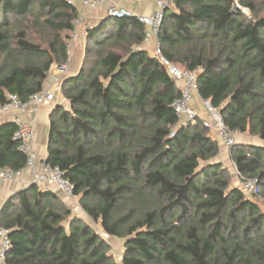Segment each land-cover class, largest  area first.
<instances>
[{"label":"trees","instance_id":"obj_1","mask_svg":"<svg viewBox=\"0 0 264 264\" xmlns=\"http://www.w3.org/2000/svg\"><path fill=\"white\" fill-rule=\"evenodd\" d=\"M255 1L241 0L248 17L234 0H173L158 40L168 61L199 71L200 98L229 130L261 141L237 142L232 160L264 198V16ZM79 18L67 0H0V105L44 90L52 65L68 61L60 33ZM33 31L48 33L46 46ZM147 32L136 17L87 29L82 66L61 86L69 106L50 114L46 162L107 236L126 240L121 264H264V211L212 162L220 144L202 118L177 116L180 87L142 48ZM16 131L13 121L0 126L1 169L26 166ZM71 216L54 190L33 183L14 193L0 210L6 264H118L109 242Z\"/></svg>","mask_w":264,"mask_h":264},{"label":"built area","instance_id":"obj_2","mask_svg":"<svg viewBox=\"0 0 264 264\" xmlns=\"http://www.w3.org/2000/svg\"><path fill=\"white\" fill-rule=\"evenodd\" d=\"M69 3L76 5L81 2L85 7L90 10H95L104 6L103 0H67ZM134 2L141 3L143 0H133ZM233 10L240 9L241 6L235 2ZM173 4V0H156V5L151 15H138L134 16L132 12L127 9L119 7L108 8V16L115 18H133L136 17L138 21L148 28L146 41L151 39L155 40L154 55L161 60L168 69L169 74L179 85L181 96L174 102V110L177 116L185 123H194L200 118L199 110L194 106L196 100L204 104L207 110L209 119L202 118L203 124L208 129L216 128L219 131V136L224 140L227 147H234L236 144L235 135L237 132L229 130L219 113L209 101L203 100L199 96V87L197 82V73L188 72L168 61L162 52L161 44L158 40L159 29L163 24L164 15L167 9ZM237 5V6H236ZM244 12V11H243ZM245 13V12H244ZM80 18L75 22V30ZM68 61L61 65H52L48 76L55 71L53 82L49 88H44L40 93H37L29 99L28 102H23L16 95L8 96V104L0 105V115L9 116L16 124L17 131L14 139L20 144V150L27 156V163L24 169L20 171H12L10 169L0 168V199L4 187L15 180L21 178L25 173L32 177L33 183L37 184L42 189L54 190L63 195L64 200H73L76 198L75 187L65 177L64 172L58 167H52L46 160H42L36 150V131L34 123L25 119V115L30 112H36L41 106L47 102L55 101V94L61 92V86L67 77L69 65L71 60L70 46L68 45ZM55 68V69H53ZM61 103L59 102H56ZM240 181V188H242L249 196H259L257 180L243 176L238 172ZM10 247L9 231L6 228L0 227V264H6L5 255Z\"/></svg>","mask_w":264,"mask_h":264},{"label":"crops","instance_id":"obj_3","mask_svg":"<svg viewBox=\"0 0 264 264\" xmlns=\"http://www.w3.org/2000/svg\"><path fill=\"white\" fill-rule=\"evenodd\" d=\"M104 6H101L95 10L87 11V7H85L81 2H77L76 6L80 13V18L84 17L86 21L90 22L89 27L98 26L101 22H103L108 17V8L110 7H119L124 8L132 12L134 16L138 15H151L155 9L156 0H143L141 3L134 2L133 0H103ZM87 8V9H86ZM102 8V10H101ZM82 15V16H81ZM148 31V28H147ZM85 42L84 40L74 41L72 44L71 49L74 48L72 51V59L70 62L72 63L69 69V73L67 74L66 78L74 77L78 74L81 64L84 59L85 54ZM70 46V43L68 44ZM143 49L147 50L148 52L154 51L155 48V40L151 39L150 41H145L142 46ZM70 49V50H71ZM48 80H46L47 82ZM44 88H49L51 83H46ZM63 104V103H62ZM64 106L66 104H63ZM56 104L51 102L45 103L41 106L36 112L32 111L28 115H25V119L34 123L35 131H36V141L35 147L39 157L42 160H46L48 157V140L50 135V114ZM11 118L6 117L1 119L0 118V126L11 122ZM238 143H243L247 145L258 146L261 145V141H238ZM33 184L32 177L25 173L21 178L15 180L14 182L8 183L1 194L0 199V210L2 209L3 205L6 201L17 191L28 187L29 185Z\"/></svg>","mask_w":264,"mask_h":264},{"label":"rangeland","instance_id":"obj_4","mask_svg":"<svg viewBox=\"0 0 264 264\" xmlns=\"http://www.w3.org/2000/svg\"><path fill=\"white\" fill-rule=\"evenodd\" d=\"M235 2H237L240 6H241V11L245 12L244 14H246L248 17H252L254 14L252 13V11L241 4V0H234ZM256 6L258 8V10H260L259 16L262 17L264 16V0H256L255 1ZM236 4V3H235ZM237 6V5H236ZM87 9V8H86ZM102 10V8H101ZM240 10V9H239ZM87 11H90L89 9H87ZM108 12V11H107ZM82 16V15H81ZM90 22L86 21V19H84V17L80 18L79 23L77 24L76 30L74 32H62L60 33L62 38L69 44L70 43V47H72V44L74 43V41H81V40H85L86 39V31L90 26ZM48 33L44 34V33H40V32H35L33 31V34H31V38L38 41V42H42L43 45H47L45 42V39L48 38ZM71 49V48H70ZM155 49V48H153ZM74 50V48H72L70 50L71 52V57L73 55L72 51ZM150 54H154V51H150ZM72 59V58H71ZM83 63V62H82ZM71 62L69 65V69L71 66ZM54 65V64H53ZM58 66L61 64L55 63L54 66ZM82 66V64H81ZM81 68V67H80ZM55 69V68H53ZM55 71H53V74H51L50 76H48L47 78V82L46 83H52L53 82V77L55 74ZM69 73V71H68ZM61 102V104H66L65 107L69 106L68 101H66L61 92H57L55 94V101L52 102L53 104H57L56 102ZM194 106L199 110L200 116L202 118H207L209 119V115L207 113V110L204 108V104L202 102L198 100H196V102L194 103ZM9 116H3L0 115V118H6ZM10 118V117H9ZM210 130V135L215 138L216 140H218L219 144H220V154L218 157H216L214 160H212V162L215 163H220L222 164L225 169H226V177L228 178L231 187H235V188H239L240 186V181H239V177H238V170L236 169L234 162L232 160V151H233V147H227L224 143V140L219 136V131L216 128L213 129H209ZM259 141V139L257 137H253L251 135H249V133H237L235 135V141L236 143L238 141ZM248 196L249 199H251L252 201L256 202L261 209L264 211V198H262L261 196H249L248 194H246ZM65 204L68 208H70V210L72 211V217H78L81 220H83L84 222L88 223L90 226H92V228L97 231L104 239H106L110 246H111V251H110V255H112L114 257V259L116 260V262L118 264H121L122 258H123V254L125 251V239H121V238H113V237H109L105 234V232L103 231V229L101 228V224L100 222L97 223L95 222L93 219H91L86 213L85 211L82 209V206L79 202V197H76L73 200H65Z\"/></svg>","mask_w":264,"mask_h":264},{"label":"water","instance_id":"obj_5","mask_svg":"<svg viewBox=\"0 0 264 264\" xmlns=\"http://www.w3.org/2000/svg\"><path fill=\"white\" fill-rule=\"evenodd\" d=\"M61 196H63V195L61 194Z\"/></svg>","mask_w":264,"mask_h":264}]
</instances>
